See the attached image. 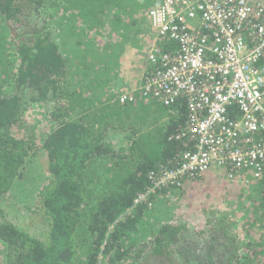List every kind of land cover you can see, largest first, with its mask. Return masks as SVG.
<instances>
[{
  "label": "trees",
  "instance_id": "1",
  "mask_svg": "<svg viewBox=\"0 0 264 264\" xmlns=\"http://www.w3.org/2000/svg\"><path fill=\"white\" fill-rule=\"evenodd\" d=\"M161 2L0 0V67L8 74L0 87V264H264L263 183L228 166L184 175L173 187L175 216L136 236L148 213L129 209L149 174L173 168L195 149L180 135L186 99L164 104L141 95L163 70L160 60H148L153 46L158 55L177 49L150 28L148 14ZM129 46L146 57L138 71L119 77L117 60V72L101 68L102 55L120 57L117 50ZM257 65L264 67V53ZM37 104L52 125L35 142L23 123ZM227 114L239 117L233 106ZM35 148L44 152L47 178L28 197L37 199L33 220L46 227L43 243L8 221L1 207ZM239 204L245 216L229 225L226 206Z\"/></svg>",
  "mask_w": 264,
  "mask_h": 264
},
{
  "label": "built area",
  "instance_id": "2",
  "mask_svg": "<svg viewBox=\"0 0 264 264\" xmlns=\"http://www.w3.org/2000/svg\"><path fill=\"white\" fill-rule=\"evenodd\" d=\"M148 18L158 37L177 49L158 55L153 46L148 60H160L163 70L146 82L141 95L164 104L186 99L188 121L180 135L195 142V151L173 168L150 173L149 185L134 197L131 209L150 207L158 193L173 189L184 175L210 167L250 171L251 179L264 186V67L257 65L264 53V3L162 0ZM229 106L239 117L228 116Z\"/></svg>",
  "mask_w": 264,
  "mask_h": 264
},
{
  "label": "rangeland",
  "instance_id": "3",
  "mask_svg": "<svg viewBox=\"0 0 264 264\" xmlns=\"http://www.w3.org/2000/svg\"><path fill=\"white\" fill-rule=\"evenodd\" d=\"M152 30V29H151ZM154 36L151 35L150 38L145 40V46L149 45ZM134 45V44H133ZM132 46V45H131ZM121 47L120 50H117L116 54H121L120 57L117 55L106 54L100 57L103 64L101 66L107 73L117 72L116 61L117 60L121 66L119 69V74L121 77L124 73H132L134 71H138L140 62L142 60L146 61V57L144 55H138L133 47ZM145 52V51H144ZM97 54L95 50L91 52V56ZM84 59V56L82 57ZM77 61H79L76 58ZM75 63L72 68H70V72L68 71L67 77L65 78L64 85L68 89L71 88V84L75 80V77L72 74V70L77 63ZM69 70V65L67 66ZM80 71H78L79 73ZM139 74L133 75L138 83ZM8 74L5 72L3 66L0 67V87L6 86ZM134 84V83H133ZM135 85V84H134ZM30 110V111H29ZM29 112L25 114V122L23 126L26 128L23 132H29V136L26 138L32 139L35 142H38L41 135L47 133L44 131L46 127L48 129L51 128V123L48 122V109L44 105H34L29 107ZM25 136V135H24ZM43 150H38L35 148V155L33 158H30L25 163V171L24 176L20 181H17L16 185L12 188L11 191L7 192L1 200V207L6 216V219L13 223L18 229L24 230L28 232L30 235L36 237L42 243L45 241V232L46 227L44 223L33 220V210L37 205V199L34 198L31 200L28 197L29 192H38L39 188L46 182L47 173L46 168L44 167V154ZM33 193H31L32 195ZM153 202L152 208L146 209L145 212L148 213L146 218L142 220L143 225L138 229L137 237H145L154 231V224L159 221L160 224L170 221L172 217L175 216L174 200L176 196L174 195V190L166 189L162 190L156 197ZM226 212L228 219L227 223L232 225L238 220L244 218L245 213L247 211L246 207L243 204H239L237 206L228 205L226 206ZM144 212V213H145ZM156 219V220H153ZM168 221V222H169ZM236 224V223H235ZM239 224H237L238 226ZM234 226V224L232 225ZM236 226V225H235ZM230 230L229 235L232 237L230 233H234V229ZM237 233V230H236Z\"/></svg>",
  "mask_w": 264,
  "mask_h": 264
},
{
  "label": "clouds",
  "instance_id": "4",
  "mask_svg": "<svg viewBox=\"0 0 264 264\" xmlns=\"http://www.w3.org/2000/svg\"><path fill=\"white\" fill-rule=\"evenodd\" d=\"M171 190L173 191L174 189H171ZM158 194H159V193H158ZM158 194H157V195H158ZM157 195H156V196H157ZM156 196H155V197H156ZM155 197L152 199V201H151V202H152V205H151L150 207L145 206V205H141V206L146 207V209L152 208V206H154V205H153V202H154V200L156 199ZM132 202H133V201H132ZM138 207H140V206H137V207H135V208H138ZM135 208H133V209H135ZM133 209L130 208V209H129V212H130V213L133 212ZM146 209H145V210H146Z\"/></svg>",
  "mask_w": 264,
  "mask_h": 264
},
{
  "label": "bare ground",
  "instance_id": "5",
  "mask_svg": "<svg viewBox=\"0 0 264 264\" xmlns=\"http://www.w3.org/2000/svg\"><path fill=\"white\" fill-rule=\"evenodd\" d=\"M193 151H195V149Z\"/></svg>",
  "mask_w": 264,
  "mask_h": 264
}]
</instances>
